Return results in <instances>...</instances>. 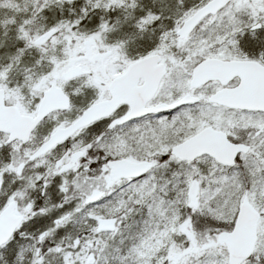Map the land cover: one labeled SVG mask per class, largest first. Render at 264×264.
Masks as SVG:
<instances>
[{
    "label": "snow or ice",
    "instance_id": "snow-or-ice-1",
    "mask_svg": "<svg viewBox=\"0 0 264 264\" xmlns=\"http://www.w3.org/2000/svg\"><path fill=\"white\" fill-rule=\"evenodd\" d=\"M0 264H264V0H0Z\"/></svg>",
    "mask_w": 264,
    "mask_h": 264
}]
</instances>
